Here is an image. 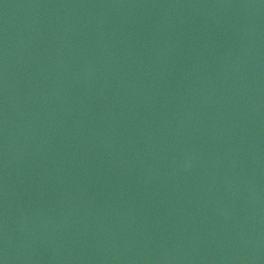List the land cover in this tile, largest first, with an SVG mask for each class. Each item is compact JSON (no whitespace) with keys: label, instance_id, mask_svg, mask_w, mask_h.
Returning a JSON list of instances; mask_svg holds the SVG:
<instances>
[{"label":"water","instance_id":"1","mask_svg":"<svg viewBox=\"0 0 264 264\" xmlns=\"http://www.w3.org/2000/svg\"><path fill=\"white\" fill-rule=\"evenodd\" d=\"M0 264H264V0H0Z\"/></svg>","mask_w":264,"mask_h":264}]
</instances>
